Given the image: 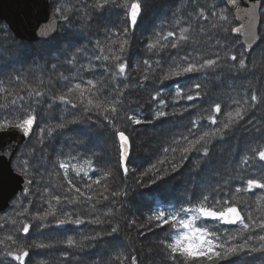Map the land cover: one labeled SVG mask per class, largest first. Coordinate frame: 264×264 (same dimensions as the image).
Listing matches in <instances>:
<instances>
[{"label": "trees", "instance_id": "obj_1", "mask_svg": "<svg viewBox=\"0 0 264 264\" xmlns=\"http://www.w3.org/2000/svg\"><path fill=\"white\" fill-rule=\"evenodd\" d=\"M69 7H82L84 0H62ZM126 0H118L123 4ZM147 7L143 11L139 25L135 31H129L128 45L125 46L124 55L129 64L130 74L127 81H120L121 84L129 83L131 87L125 89V112H143L148 113L155 105V101H150V97L156 94V89L160 90V97L167 101L166 111L169 116L161 118L152 123H142L140 125H131L130 121H119L118 126L130 135L132 143V154L127 165L128 173H123L120 162L119 144L111 128L103 122V116H94L95 123L92 121L81 122L78 124H68V126L54 134V139H47L41 145L36 133L39 128L36 127L35 134L30 142L23 145L14 159L13 166L19 163V157L22 155L31 160L34 167L38 169L36 180L39 182L38 191H34L33 196L28 199L33 200L34 204L29 206L24 202L22 193L16 197L11 207L4 213L0 214V224H5L0 229V240L12 233L19 226V221L24 219L16 215V211L23 208H29L30 212L35 210L36 196L43 193L45 189L49 193H63L67 188V183L63 177V169H59L57 174L58 162H65L75 165L76 169H83L89 172V176L101 178V183L107 185L109 190L126 192L127 195H121L116 198L110 197V201H103L98 197L99 192L104 189L100 185H92L96 192L86 187L90 183L84 177V171L80 176H76V169L69 168V176L80 182V186L90 195H93V202L97 199L101 203L95 205V210L90 206L76 205L86 219L99 216L101 219L113 223L119 222L120 233L114 236H105L103 241H89L87 243H96L98 247L90 249L68 248L65 241L60 240V230L57 227L41 228L39 230L30 229L28 242H43L53 245L48 250L32 249L30 250V264H65V255H67V264H94L95 261L103 260L105 264H115L110 261V256L117 252L125 256L135 255L138 264H171L165 258L163 246L159 243L161 239L171 242L176 235V229L165 225L163 228H155V221L148 223L149 215L155 214L159 209L179 208L181 205L187 206L189 201L195 203L201 196V193H210V190L219 182L232 178L234 184L240 171L237 169L238 161L253 147H257L264 132V107L258 110H252L248 113L246 119L251 123L241 122L231 132L225 134L224 139H215L210 145V155L203 161L197 159V154L193 153L183 164L179 171L166 175L163 180L156 184L142 186V183L155 179L159 173L152 169V165L157 161L165 158L163 148L175 146L174 141L179 140L181 134H187L190 122L194 119H200L201 126L209 124L207 111L209 102H220L222 105V114L219 117L221 122H226L225 113L233 110L236 105L235 100L250 96L255 91L258 94L264 92V41H261L250 54L249 68L251 71L239 72L236 69L229 70L227 67L218 68L216 71L210 69L200 73H190L180 77H172L164 80L162 83L153 79V72L147 71L148 81H143V76L147 66L144 60H149L155 75L158 78L161 72L169 71L168 65L171 61L168 59L169 53H174L175 49H165L161 46L168 41L164 36L168 31L179 32L181 27H188L191 24L189 50L195 49L194 53L200 57L214 58V52L218 46L214 47L216 38L223 33L218 29H212L210 25L204 31H200L197 22L193 20L189 13L193 9L199 11L201 6L207 10L217 6V12L223 11L224 6L221 0H141ZM54 0H52L53 6ZM79 15V13H73ZM262 24L260 34L264 35V9L261 12ZM231 19V16H230ZM126 17L123 8H113L105 10L103 13H92L90 20H74L69 26L63 22L60 26L58 35L48 42H38L32 45H26L15 39L8 26L3 24L7 29L6 32H0V87L6 91L0 93V104L5 105L0 108V114L7 116L10 110V101L17 97V94L23 95L27 100L28 91L36 89L44 91L47 95L54 92L57 95L66 91L68 86L88 79H99L107 81V87L111 90L113 81L110 75L103 74V69L97 67L95 71L80 70V65H88L89 61L83 56L79 57L75 66L69 65L66 61L76 54V50L87 46L89 51L92 50L96 39H100L105 45V54L107 45L110 41L105 40L107 29L113 31L123 30L126 26ZM207 24V22H203ZM90 25V26H89ZM235 19H232L231 26L236 27ZM115 38V37H113ZM238 39L237 37H233ZM171 39V38H170ZM223 43V41H221ZM148 43H156V48L149 51ZM42 44H44L42 46ZM48 45V46H47ZM113 49L118 45H112ZM54 52L55 60H50L49 52ZM161 61V66L156 67L155 62ZM102 61L93 60V65H99ZM231 63V62H230ZM53 65L56 68L53 69ZM65 77L67 79H65ZM137 82H143L147 87H137ZM201 83L200 91L206 95L200 100L187 101L185 99H176L175 91L177 87L185 91L194 83ZM8 93H12L9 95ZM78 93H73L77 96ZM17 100V105H19ZM189 107V110L183 115H172L175 109L179 112L183 107ZM37 107L38 121L42 115L44 124L54 125L58 122L59 117L66 115L67 119L71 118V113L61 111L65 105L57 104L49 109L45 104L41 110ZM17 113H13L16 115ZM123 114V113H122ZM10 118V117H9ZM145 116V119H148ZM131 125V126H129ZM199 131V129H197ZM106 156L104 157V151ZM34 151V154H33ZM111 152V153H110ZM169 157L175 156L176 161L180 159V153L167 154ZM56 165V168L53 165ZM91 166V168H90ZM160 168L169 167L170 165H157ZM91 169H95L92 171ZM148 172V175L141 180L140 174ZM37 189V185H33ZM78 196L77 193H70ZM108 195L109 193H105ZM259 194V190H257ZM47 198V197H46ZM55 202L53 201V204ZM251 211L254 215L264 216V200L257 205L255 200L250 201ZM241 206H244L243 204ZM47 207V205H45ZM113 209V215L105 216L104 212L108 208ZM15 219L16 225L11 221ZM135 220L136 224H130ZM7 221V223H5ZM198 224L207 226L212 231L227 230L232 232L236 226L229 227L224 224L211 220L201 219ZM145 225V227H139ZM110 225H69L65 230L74 229L78 233V242L86 234H91L94 228H108ZM151 227V231L148 228ZM237 260V264H264V254L253 253L243 255ZM123 264H130V260H124ZM231 264V261L226 262Z\"/></svg>", "mask_w": 264, "mask_h": 264}, {"label": "snow or ice", "instance_id": "obj_2", "mask_svg": "<svg viewBox=\"0 0 264 264\" xmlns=\"http://www.w3.org/2000/svg\"><path fill=\"white\" fill-rule=\"evenodd\" d=\"M224 10L217 12L216 7L206 11L203 7L199 11L193 9L189 16L197 22L200 31H204L208 25L212 29H218L223 33L218 36L214 47L218 46V50L214 52V58L200 57L195 55V49L189 50V42L191 41L190 28L181 27L179 32L168 31L164 36V40L168 43L161 47L165 49H175L174 53H169L168 59L171 63L168 65L167 73L161 72L157 78L155 68L149 60H144L147 66L143 81H148V70L153 72V79L157 82L171 79L172 77H180L190 73H200L205 70L216 71L218 68L227 67L229 70L236 69L239 72L251 71L249 68V58L255 47L259 46L261 41H264V35H261L259 30L252 31L254 22L259 18L258 10L264 9V0H221ZM147 7L141 0H126L120 4L118 0H84L82 7H69L62 0H54L52 11L54 17L63 21L69 26L74 20H90L92 13H103L105 10L113 8H123L126 17V26L123 30L107 29L105 32V40L110 41L107 45L109 54H105L106 45L96 39L91 51L84 46L76 50L66 63L75 66L78 63L79 57L87 58L89 63L87 66L81 64L80 68L76 69L84 71H95L97 67L102 68L103 74L110 75L113 81L111 90L107 87V81L99 79H88L86 82L81 80L71 86H68L62 94L49 92L47 95L44 91L31 89L28 91L29 100L26 101L23 95L17 94L15 99L10 101V110L7 116L0 114V132H6L10 129L20 131L23 136L30 137L33 133L34 126L39 128L36 133L41 145L47 139H54V134H59V131L66 128L68 124H78L87 121L95 123L94 116H103V122L107 127L111 128L114 136L119 144V153L123 173H128V159L132 150L130 135L126 130H122L118 126L119 121H130L131 125H140L142 123H152L161 118L169 116L167 101L159 98L161 93L156 89V94L150 97V101H155V105L148 113L143 112H125V89L131 87L129 83L121 84L120 81L129 79L130 69L125 53V46L128 45L129 31H135L139 19L143 15L144 9ZM73 13H79L74 15ZM241 15L247 23H241L239 27L231 26L232 19L241 20ZM231 16V19H230ZM207 22V24L203 23ZM90 26V25H89ZM7 29L0 25V32H6ZM54 31V30H53ZM39 34L41 36L49 35L48 29L40 26ZM242 36L243 39H234L233 37ZM115 37V38H113ZM171 38V39H170ZM223 41V43L221 42ZM112 45H118V48L113 49ZM156 43H148L149 51L156 48ZM102 61L99 65H93L92 61ZM231 62V63H230ZM156 67L161 66V61L155 62ZM56 65H53V69ZM65 79H67L65 77ZM137 87H147L143 82H137ZM202 84L194 83L186 91L180 87L176 88L174 101L185 99L187 101L200 100L204 93L200 91ZM3 87H0V93L5 92ZM78 93L73 96V93ZM11 95L12 93H8ZM19 100V105H17ZM233 103L236 107L225 113L227 120L221 122L219 117L222 114V105L220 102H209L207 111L209 115L207 120L209 124L201 126L200 119H194L190 122L187 134H181L179 140H175V146L163 148L166 154L164 159L157 161V164L152 165L159 175L155 179H150L142 186L156 184L159 180H163L166 175H170L180 170L183 164L189 159L193 153L197 154V159L203 161L210 155V145L215 139H224L225 134L231 132L236 127L240 126L241 122L251 123L250 119H246L248 113L252 110H258L259 107H264V92H251L250 96L235 100ZM52 109L54 105L62 104L65 108L61 111L71 113V118L67 119L66 115L59 117L58 122L54 125L44 124L42 115L38 121L37 107L43 109L44 105ZM5 105L0 104V108ZM189 107H197V105H189L183 107L179 112L175 109L172 115H183L189 110ZM13 113H17L13 115ZM123 113V114H122ZM148 116V119H145ZM10 117V118H9ZM129 125V126H131ZM199 129V131H197ZM259 131L264 132V129ZM180 153L179 161L173 155L169 157L167 154ZM34 154V151H33ZM5 155L10 158L12 153L0 151V159ZM19 163L13 171L20 176L27 184L22 190L24 202L29 206L34 204L33 200L28 197L33 196L34 191H38L40 185L36 180L38 169L34 167L31 160L26 159L23 155L18 158ZM170 165L169 167L160 168L157 165ZM56 168V165H53ZM76 169L75 165H70L65 162H58L57 174L59 169H63V177L67 183V188L63 193H49L45 189L43 193H38L36 196L35 210L29 211V208H23L16 211V215L24 217L19 221V226L12 233L8 234L4 240H0V264H30V250L44 249L48 250L53 247L51 244L43 242H28L30 229L39 230L41 228L66 227L69 225H103L108 224V228H94L91 234H86L83 239L77 242L73 238H68L65 242L68 248L90 249L98 247L96 243H87L89 241H103L105 236H114L120 233L119 222L113 223L111 220L105 221L99 216L86 219L78 210L76 205L90 206L95 210V205L101 203L100 199L93 202V195L88 194L81 186L80 182L69 176V168ZM237 169L240 174L237 178V183L232 182L230 177L227 180L219 182L214 186L210 193H201L200 198L195 202L189 201L187 206L181 205L179 208L159 209L155 214L149 215L148 223L155 221V228H163L165 225L176 229V235L171 242L161 239L159 243L163 246L165 258L171 264H226L231 261V264H237V260L243 255H251L253 253L264 254V216L254 215L250 210L252 205L250 201L255 200L259 205L261 200H264V137L261 138L257 147L249 150V153L244 155L237 163ZM91 168V166H90ZM94 171L95 169H91ZM83 169H76V176H80ZM148 175V172L140 174L141 180ZM84 177L90 181L86 184L88 189L96 192L92 185H100L104 191L99 192L98 197H102L103 201H110V197L116 198L127 195L126 192L109 190L107 185L101 183V178L89 176V172L84 171ZM37 185V189H33V185ZM259 190V194H257ZM77 193L78 196H73L70 193ZM105 193H109L106 195ZM47 197V198H46ZM53 201L55 202L53 204ZM115 201H110L114 203ZM244 206H241V205ZM47 205V207H45ZM113 209L108 208L104 212L105 216L113 215ZM211 220L224 225H235L236 228L232 232L227 230L212 231L207 226L198 224L197 221ZM7 223V221H5ZM13 225L17 221H11ZM130 224H136L135 220L130 221ZM5 224H0V229H3ZM145 227V225H139ZM151 231V227L148 228ZM67 264V255L64 257ZM124 260H130V264H138V259L135 255L125 256L123 253L117 252L110 256V261L115 264H123ZM94 264H105L103 260L95 261Z\"/></svg>", "mask_w": 264, "mask_h": 264}, {"label": "water", "instance_id": "obj_3", "mask_svg": "<svg viewBox=\"0 0 264 264\" xmlns=\"http://www.w3.org/2000/svg\"><path fill=\"white\" fill-rule=\"evenodd\" d=\"M261 12L262 10H258L259 18L254 22L252 31L258 29L260 32L261 30ZM140 20L141 18L138 25ZM235 21L236 27H239L241 23H247L242 15L241 20ZM62 23L63 21L57 20L53 15L52 0H0V25H7L15 39L23 44L32 45L52 40L60 32ZM40 26L48 29L50 34L41 36ZM237 38L243 39L242 36ZM36 127L34 126L30 137L23 136L16 129L0 132V151L13 154L11 158L5 155L3 159H0V214H4L11 207L13 200L27 187L24 180L13 171V162L20 148L33 138ZM227 226L234 227L235 225Z\"/></svg>", "mask_w": 264, "mask_h": 264}, {"label": "rangeland", "instance_id": "obj_4", "mask_svg": "<svg viewBox=\"0 0 264 264\" xmlns=\"http://www.w3.org/2000/svg\"><path fill=\"white\" fill-rule=\"evenodd\" d=\"M44 44H42L43 46ZM48 46V45H47ZM49 58L50 60H55L56 56H54V52L51 50L49 52ZM111 153V152H110ZM106 156V150L104 151V157ZM66 228H59L60 230V240L61 241H66L68 238H73L78 242V233L74 229H68L65 230Z\"/></svg>", "mask_w": 264, "mask_h": 264}]
</instances>
